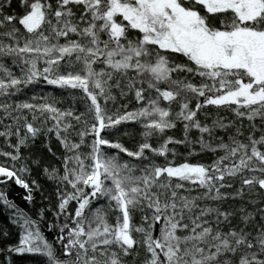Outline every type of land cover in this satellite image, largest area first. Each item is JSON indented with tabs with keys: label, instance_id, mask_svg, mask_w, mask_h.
<instances>
[{
	"label": "snow or ice",
	"instance_id": "1",
	"mask_svg": "<svg viewBox=\"0 0 264 264\" xmlns=\"http://www.w3.org/2000/svg\"><path fill=\"white\" fill-rule=\"evenodd\" d=\"M0 212V264H264V0H0Z\"/></svg>",
	"mask_w": 264,
	"mask_h": 264
},
{
	"label": "trees",
	"instance_id": "2",
	"mask_svg": "<svg viewBox=\"0 0 264 264\" xmlns=\"http://www.w3.org/2000/svg\"><path fill=\"white\" fill-rule=\"evenodd\" d=\"M23 194V190L18 186H13L9 191V197L13 199L16 203L20 204L21 207H27L24 201H22L21 197ZM4 219V215L0 212V221Z\"/></svg>",
	"mask_w": 264,
	"mask_h": 264
}]
</instances>
